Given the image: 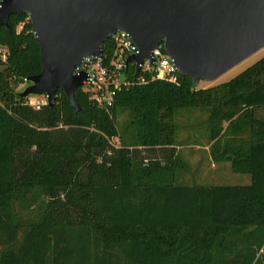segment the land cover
<instances>
[{"label":"trees","instance_id":"obj_1","mask_svg":"<svg viewBox=\"0 0 264 264\" xmlns=\"http://www.w3.org/2000/svg\"><path fill=\"white\" fill-rule=\"evenodd\" d=\"M0 27V264H264V56L224 83H137L104 111L62 89L34 110L13 88L40 71L25 14ZM112 43H102L103 62ZM207 111L213 163L246 185L184 184L180 109ZM112 139L117 140L113 144ZM144 152V153H142Z\"/></svg>","mask_w":264,"mask_h":264},{"label":"water","instance_id":"obj_2","mask_svg":"<svg viewBox=\"0 0 264 264\" xmlns=\"http://www.w3.org/2000/svg\"><path fill=\"white\" fill-rule=\"evenodd\" d=\"M25 14L38 46L39 73L25 79L18 98L45 95L46 105L62 89L73 112V74L85 57L101 58L102 43L126 32L137 48L126 62L138 65L161 44L180 76L193 86L210 82L264 47V0H0V27Z\"/></svg>","mask_w":264,"mask_h":264},{"label":"built area","instance_id":"obj_3","mask_svg":"<svg viewBox=\"0 0 264 264\" xmlns=\"http://www.w3.org/2000/svg\"><path fill=\"white\" fill-rule=\"evenodd\" d=\"M112 43V53L110 57L103 62L101 58L85 57L80 64L74 66L73 74L84 75L82 86L83 92L88 96L96 106L107 111L112 106L114 90L121 84L127 85L125 72L134 70L135 63L126 62L129 55L136 54L137 48L132 43L130 36L124 31H116L109 38ZM161 44H158L149 55V59H144L138 65L137 83L144 82V75L149 74L151 79L163 80L169 83H175L177 80V71L173 68L171 59L162 50ZM5 55L4 48H0V58L3 60ZM25 81V79L23 78ZM41 99H36V97ZM25 104L34 110L46 104L45 95L27 97Z\"/></svg>","mask_w":264,"mask_h":264},{"label":"rangeland","instance_id":"obj_4","mask_svg":"<svg viewBox=\"0 0 264 264\" xmlns=\"http://www.w3.org/2000/svg\"><path fill=\"white\" fill-rule=\"evenodd\" d=\"M262 56H264V47L226 71L217 79L210 82L198 81L194 89H207L224 83ZM26 85L27 82L22 79L13 90L18 93ZM35 96L37 95L27 97ZM36 99H41V97L38 96ZM258 115L264 117V110H260ZM206 117L207 111L203 108L180 109L175 114L174 124L176 127V141L178 142L176 150H178L181 161L187 165L186 170L181 174L180 181L188 185L195 183L203 185L248 184V176L232 173L227 162L213 163L210 160L208 142H206L204 136ZM112 142L115 145L117 144L116 139H112Z\"/></svg>","mask_w":264,"mask_h":264}]
</instances>
